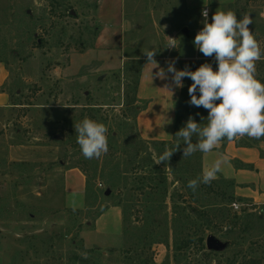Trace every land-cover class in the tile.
I'll list each match as a JSON object with an SVG mask.
<instances>
[{
    "label": "rangeland",
    "instance_id": "obj_1",
    "mask_svg": "<svg viewBox=\"0 0 264 264\" xmlns=\"http://www.w3.org/2000/svg\"><path fill=\"white\" fill-rule=\"evenodd\" d=\"M103 1L0 0V60L12 79L0 119V264H264V210L238 201L221 180L190 189L202 175L200 152L182 158V140L166 165L155 164L177 138L141 140L133 97L142 51H156L155 60L194 55L205 3L237 19L250 12L264 50V0H123L125 60L118 68L112 54L116 67L107 71L93 53L105 38ZM168 37L177 48H165ZM196 54L217 68L214 57ZM66 68L64 79L52 76ZM256 68L264 82V58ZM183 84L177 132L189 116L207 123V110L188 103L192 80ZM85 117L108 129L99 158H84L76 142L74 124ZM208 236L220 249L205 247Z\"/></svg>",
    "mask_w": 264,
    "mask_h": 264
},
{
    "label": "clouds",
    "instance_id": "obj_2",
    "mask_svg": "<svg viewBox=\"0 0 264 264\" xmlns=\"http://www.w3.org/2000/svg\"><path fill=\"white\" fill-rule=\"evenodd\" d=\"M202 16L203 27L195 35L193 44L205 57H214L217 68L214 70L211 63H203L195 71L187 67L177 70L175 60H172L167 62V69L161 68L156 76L165 79L171 73V82L164 88L172 95L173 86L183 88V79L190 78L192 84L188 87V103L207 110V117H201L207 123L202 126L189 116L185 125L175 133V150H166L155 164L166 165L173 153L180 150L181 140L185 145L182 158H186L196 152L209 153L224 139L232 141L244 136L257 140L264 138V82L257 79L256 68L257 62L264 58V50L249 29L253 23L250 12H244L243 18L237 19L232 10H217L208 22L205 7ZM168 38L165 48H177L176 39ZM142 52L147 58L146 65L153 64L152 69L159 68L154 58L156 51ZM74 129L84 158H99L108 152V129L105 124L85 117L74 124ZM193 137H196L195 143ZM224 163L223 158L216 159L201 176L189 180L188 187L196 191L200 184H211L222 171Z\"/></svg>",
    "mask_w": 264,
    "mask_h": 264
},
{
    "label": "crops",
    "instance_id": "obj_3",
    "mask_svg": "<svg viewBox=\"0 0 264 264\" xmlns=\"http://www.w3.org/2000/svg\"><path fill=\"white\" fill-rule=\"evenodd\" d=\"M122 3L123 0L103 1L102 9L105 8L106 10L103 13L105 14L106 26L102 29V34L105 35V38L97 40L93 53L97 61H104L105 64L102 69L106 71L115 69V65L119 68L125 60L121 51L122 41L120 38L122 34ZM205 7H207L208 15L210 16L217 11V8L214 10V7L210 8L206 3L202 6V9ZM196 53H198L197 49H195L194 55L188 58L174 56L156 60L159 68L154 69L152 68L155 65H146L147 60L142 62L139 81L135 90V103L143 106L135 116L136 132L141 140L146 142H168L172 140L181 88L173 86L171 89L172 95L171 92L164 88L166 84L171 82V73H168L165 79L159 78L156 73L161 68L166 70L167 62L172 60H175V68L182 70L181 63L198 59L196 58ZM112 54L119 58H114V60L116 59L114 61L115 65L109 66L108 62L111 58L113 59ZM110 63L112 64V61ZM151 69L153 79L151 78ZM70 71L71 68H66L64 72L63 70H56L52 72V76L56 75V79L61 80L65 76L70 75ZM11 82L12 79L8 67L4 61L0 60V119L2 118L1 114H6L11 108L9 90ZM242 138L237 137L236 140H241ZM8 148L11 158L14 150L11 149V145H8ZM220 158H223L226 163L222 165V171L214 180L231 182L232 194L235 198L241 200L246 206L253 207V209L264 210V140L247 147L238 145L235 141H229L224 144L221 142L213 151L200 154L201 173L208 170L212 163ZM79 196L81 201L83 195L79 194ZM109 209L118 213L116 207H109ZM258 218L261 219L260 217Z\"/></svg>",
    "mask_w": 264,
    "mask_h": 264
},
{
    "label": "trees",
    "instance_id": "obj_4",
    "mask_svg": "<svg viewBox=\"0 0 264 264\" xmlns=\"http://www.w3.org/2000/svg\"><path fill=\"white\" fill-rule=\"evenodd\" d=\"M201 64H203L202 60H196V61H190V62H183V63H181V69L183 70L185 67L191 68V69H196L197 65H201ZM140 69H141V67H140ZM138 81H139V76H138V78L135 79V82H134V93H135V90L137 88ZM133 97H134V103H135V96H133ZM142 107L143 106H141L139 109H141ZM177 126H178V118H176V122H175V126H174V132H173V137H172V140H171V142L169 144L175 143V139H176L175 133L177 132ZM261 140H264V138H261L260 140H257L255 138H249L247 136H244L241 140H236V138H235L232 141H235V143L238 144V145L246 146L247 147V146L255 145V144H257ZM226 142H229V141L227 139H224L222 141V144H224ZM148 143H151V144H162V145L163 144H166V142H148ZM200 154H201V152H200ZM225 183H227L230 186H232V183L231 182H225ZM238 201L241 202V200H238ZM202 242H203V240H199L200 249H204V245L202 244Z\"/></svg>",
    "mask_w": 264,
    "mask_h": 264
},
{
    "label": "water",
    "instance_id": "obj_5",
    "mask_svg": "<svg viewBox=\"0 0 264 264\" xmlns=\"http://www.w3.org/2000/svg\"><path fill=\"white\" fill-rule=\"evenodd\" d=\"M183 32L185 33L186 30L184 29ZM105 196L108 195V192L104 193ZM205 247L207 249H214V250H218L220 249L219 244L215 241V239L212 236H208L205 240Z\"/></svg>",
    "mask_w": 264,
    "mask_h": 264
},
{
    "label": "built area",
    "instance_id": "obj_6",
    "mask_svg": "<svg viewBox=\"0 0 264 264\" xmlns=\"http://www.w3.org/2000/svg\"><path fill=\"white\" fill-rule=\"evenodd\" d=\"M201 15H202V13H201ZM203 17V16H202ZM231 207H232V209L234 210V211H237L239 208H240V205L239 204H235V203H233L232 205H231Z\"/></svg>",
    "mask_w": 264,
    "mask_h": 264
}]
</instances>
